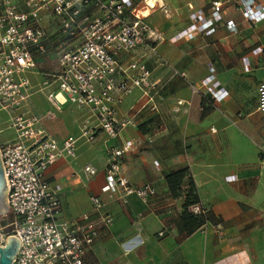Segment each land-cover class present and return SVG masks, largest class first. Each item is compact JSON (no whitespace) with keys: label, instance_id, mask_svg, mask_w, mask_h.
I'll return each mask as SVG.
<instances>
[{"label":"crops","instance_id":"1","mask_svg":"<svg viewBox=\"0 0 264 264\" xmlns=\"http://www.w3.org/2000/svg\"><path fill=\"white\" fill-rule=\"evenodd\" d=\"M133 1L136 13L146 18L147 11L141 10L145 1ZM158 1L146 21L161 34L156 52L165 63L145 57L155 78L156 107L146 101V107L131 109L143 96L137 90L125 96L116 114L124 118L138 111L134 125L124 127L117 139L107 141L98 131L94 141H81L75 157H58L46 178L60 186L64 218L92 211L93 195L107 203L114 217L86 252L87 263L264 264V18L250 21L248 0ZM252 1L264 7V0ZM214 2L219 3L218 13ZM193 25L205 29L181 36ZM211 75L226 96L191 90V83ZM169 92L174 102L166 106L160 99ZM27 107L58 140L79 134L86 116L70 103L56 108L46 90L35 92ZM140 122L144 131L137 128ZM5 126L0 130L7 139ZM114 140L135 143L122 166L133 185L151 182L157 188L159 194L149 204L136 195L119 202L103 191L107 147ZM86 165L96 169L94 176L83 173ZM185 166L202 205L216 219L191 234L181 230L182 200L170 195L165 182L166 174ZM162 230L164 235H159Z\"/></svg>","mask_w":264,"mask_h":264},{"label":"built area","instance_id":"2","mask_svg":"<svg viewBox=\"0 0 264 264\" xmlns=\"http://www.w3.org/2000/svg\"><path fill=\"white\" fill-rule=\"evenodd\" d=\"M213 5L218 13L219 3ZM134 7L132 0H0V118H6L9 133L0 142L8 191V213L0 216V247L10 236L19 239L11 264H95L87 263L85 254L113 224L107 203L93 195L92 211L66 219L60 186L48 181L45 172L58 157H75L79 143L94 141L98 131L110 141L134 125L138 111L124 118L116 114L125 96L139 88L147 102L153 101L148 92L155 83L149 81L152 69L145 57L154 64L165 63L156 52L162 38L143 15L134 13ZM245 13L258 22L264 18V7L248 0ZM229 25L233 28L232 22ZM202 29L193 25L181 36ZM49 51L57 57L53 70L40 66ZM132 52L140 55L123 59ZM244 65L249 69L247 58ZM219 86L212 77L191 83L193 92L205 88L214 98L227 95ZM42 90L58 109L65 103L84 109L79 134L58 140L43 128L39 114L27 107L30 97ZM50 114L51 110L46 112ZM134 148L130 140L110 142L102 188L119 202L136 195L149 204L158 196L157 188L150 182L133 185L123 170V157ZM83 173L94 176L96 169L86 165ZM190 210L205 211L199 205Z\"/></svg>","mask_w":264,"mask_h":264},{"label":"trees","instance_id":"3","mask_svg":"<svg viewBox=\"0 0 264 264\" xmlns=\"http://www.w3.org/2000/svg\"><path fill=\"white\" fill-rule=\"evenodd\" d=\"M165 182L170 195L182 200V210L179 214L181 230L191 234L202 228L207 222H216L214 215L202 205L197 185H195L192 173L187 166L170 171L165 175ZM193 205H199L205 211L193 213L190 210Z\"/></svg>","mask_w":264,"mask_h":264},{"label":"rangeland","instance_id":"4","mask_svg":"<svg viewBox=\"0 0 264 264\" xmlns=\"http://www.w3.org/2000/svg\"><path fill=\"white\" fill-rule=\"evenodd\" d=\"M133 1V0H132ZM138 1V0H137ZM135 3H137V2H134L133 1V4H135ZM136 5V4H135ZM247 5V4H246ZM141 7H142V9L141 10H143L144 12L145 11H147V13H146V18H147V15H150L151 14V11L152 10H154L155 8H157V6H153V7H147L146 5H145V2H143L142 3V5H141ZM138 10V9H137ZM137 10H134V13L135 12H137ZM96 14H97V11H95V10H93ZM128 16L129 17H133V15L130 13V11L128 10ZM145 17V16H144ZM146 18H145V20H146ZM147 22V21H146ZM140 54H139V52H132V53H130V55H129V58L130 59H132V58H137V56H139ZM43 57H44V60L42 61L43 62V66L45 67V68H49L50 70H53V69H55L56 68V64H57V57L55 56V54L52 52V51H49L46 55H43ZM162 67H165V66H163L162 65ZM153 70V69H152ZM152 70H151V75H150V79H149V81H150V83H153L154 84V82H153V80L155 79L154 77H153V74H152ZM151 77H152V79H151ZM209 77H212L213 78V76L211 75V76H209ZM207 78V77H206ZM205 79V78H204ZM213 80H214V78H213ZM195 84V83H194ZM220 85V84H219ZM202 89H204V91L205 92H207V90L205 89V88H202ZM137 91H138V93H139V95L140 94H142V91H141V89H136ZM191 90H192V88H191ZM193 91V90H192ZM149 95H152V97H153V101H150L149 102V106L151 107V105H153L159 98H158V96H157V94H158V92L156 93V86H155V84L153 85V87L149 90ZM207 94H209L208 92H207ZM210 95V94H209ZM141 96V95H140ZM139 98V97H138ZM146 101H148V98L146 97L145 98V96L143 95V98H139V100H138V102H136V104H135V106H134V109H139V107L143 104V103H145ZM160 102L163 104V105H169V104H172L173 102H174V100H173V97H172V95L170 94V92L168 93V95H163V97H162V99H160ZM159 102V103H160ZM184 102H182V101H178V104H183ZM149 107V108H150ZM3 120H6V118H0V128H3V126H5V122H3ZM141 126H142V122H140L139 124H138V126H137V128H138V130H142V131H144V129L143 128H141ZM1 132V131H0ZM6 137H7V135L5 134V135H3V132H1L0 133V142H3L5 139H6ZM90 177V176H89ZM151 183V182H150Z\"/></svg>","mask_w":264,"mask_h":264},{"label":"water","instance_id":"5","mask_svg":"<svg viewBox=\"0 0 264 264\" xmlns=\"http://www.w3.org/2000/svg\"><path fill=\"white\" fill-rule=\"evenodd\" d=\"M6 178L4 177L3 163L0 158V216L8 213V206L6 204L7 197ZM19 246V239L15 236L8 237V241L4 247H0V264H11L12 258L17 253Z\"/></svg>","mask_w":264,"mask_h":264},{"label":"bare ground","instance_id":"6","mask_svg":"<svg viewBox=\"0 0 264 264\" xmlns=\"http://www.w3.org/2000/svg\"><path fill=\"white\" fill-rule=\"evenodd\" d=\"M159 1L158 0H148V4L149 5H155L156 3H158Z\"/></svg>","mask_w":264,"mask_h":264}]
</instances>
